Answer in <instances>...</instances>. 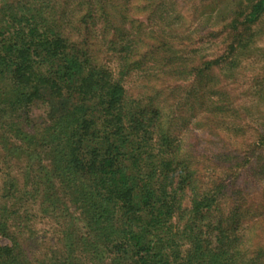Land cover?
<instances>
[{
  "label": "trees",
  "instance_id": "obj_1",
  "mask_svg": "<svg viewBox=\"0 0 264 264\" xmlns=\"http://www.w3.org/2000/svg\"><path fill=\"white\" fill-rule=\"evenodd\" d=\"M150 7L0 6V236L10 241L0 264H264V168L254 165L249 181L216 175L200 163L210 150L198 155L175 136L176 118L151 105L161 89L193 79L197 129L232 134L215 123L237 112L213 72L227 59L176 50L172 34L138 19ZM263 13L260 0L247 22ZM132 72L143 73L151 104L129 99ZM35 106L44 108L37 118ZM42 220L59 227L55 249L34 233ZM30 246L45 251L34 259Z\"/></svg>",
  "mask_w": 264,
  "mask_h": 264
},
{
  "label": "rangeland",
  "instance_id": "obj_2",
  "mask_svg": "<svg viewBox=\"0 0 264 264\" xmlns=\"http://www.w3.org/2000/svg\"><path fill=\"white\" fill-rule=\"evenodd\" d=\"M6 1L0 0V6ZM259 1L148 0L149 5L154 6L152 10L155 13L152 15L148 12L138 17L147 27L162 26L172 34L169 38L176 50L189 56L191 53L197 54L199 58L213 62L227 59L224 64L220 60L214 66L213 72L220 77L222 87L228 94L227 101L231 104L229 109L233 106L231 110L237 112H232L230 118H221L215 123L220 127L223 122L226 123L225 127L228 125L232 130L235 129L232 134L220 132L222 130L218 129L214 135H206L205 128L197 129V121L204 117L200 112L196 114L192 111V104L188 101L189 93L195 86L193 79L172 86L171 89H161V96H157L155 92L151 104L147 97L153 95L144 90L143 80L141 81L143 73L141 75L132 72L131 76L123 78L130 100H144L145 104L160 108L171 118H176L175 136L188 139L194 148L197 146L198 152L201 151L198 155L203 156L210 150L211 153H207L210 160L200 159L202 167L215 169L216 175L224 173V179L230 181L238 173L249 181L253 179L250 171L254 165L264 168V13L252 22H247ZM157 8L160 10L157 11ZM161 12L163 13L160 14ZM162 38L160 36L151 44L159 43ZM103 62L108 65L110 61ZM118 78L121 80L117 73L114 80ZM43 109L35 106L31 115L37 118L43 115ZM236 130L239 132L236 133ZM193 152L195 155L198 153L197 150ZM238 164L243 166L237 168ZM34 230L40 239H49V248H57L58 226L42 220L35 225ZM9 242L0 236V245H7ZM40 245L41 243L38 244ZM31 248L30 246L28 250L34 259L40 258V252L45 251L43 247L32 254L36 249Z\"/></svg>",
  "mask_w": 264,
  "mask_h": 264
}]
</instances>
